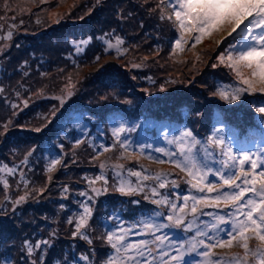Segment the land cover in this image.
I'll list each match as a JSON object with an SVG mask.
<instances>
[{
  "label": "rangeland",
  "instance_id": "obj_1",
  "mask_svg": "<svg viewBox=\"0 0 264 264\" xmlns=\"http://www.w3.org/2000/svg\"><path fill=\"white\" fill-rule=\"evenodd\" d=\"M174 7L176 0H0V264H234L231 257H245L239 241L211 251L200 241L226 238L246 209L222 200L192 213V198L239 191L221 175L264 172V113L257 110L264 104L256 100L264 92L249 90L229 66L246 39L225 29L196 43L197 33L179 28ZM228 89L246 95L229 102L220 95ZM185 131L198 142L191 155L203 183L218 192H199L171 162H183L177 149L191 142ZM210 136L223 144H209ZM136 167L141 176L131 180ZM237 183L251 187L243 177ZM122 184L150 195L128 200L131 194L119 196ZM259 198L246 192L243 201ZM82 216L87 222L76 232ZM109 232L124 236L120 252ZM248 235L250 249L264 247ZM247 264L257 258L249 253Z\"/></svg>",
  "mask_w": 264,
  "mask_h": 264
},
{
  "label": "snow or ice",
  "instance_id": "obj_2",
  "mask_svg": "<svg viewBox=\"0 0 264 264\" xmlns=\"http://www.w3.org/2000/svg\"><path fill=\"white\" fill-rule=\"evenodd\" d=\"M168 2L171 5L172 0H168ZM176 3L178 4V8H173L176 22L181 31L189 34L197 33L195 36L196 43H200L204 36H210L213 33L225 29H228V36L237 33V31L241 29L248 33L245 43L239 47L236 55L234 57L231 54L228 56V60L231 61L229 66L236 72L237 76L241 78V82L248 86L249 90L255 91L257 90L256 85H259L258 90L264 92V0H176ZM169 18L171 19V17ZM249 24H253L255 27H260L261 33L259 35L253 34L252 29L248 26ZM248 40L252 43H248ZM85 43L87 42L85 41ZM217 43H219V41ZM176 45L177 47L180 46V40L176 41ZM108 47L111 48L113 45L109 44ZM193 47H195V44ZM220 59L223 60L224 57H220ZM242 68L248 70L250 73L249 77L246 78L243 76L241 72ZM240 91H244V89L237 90L236 94L232 95L230 98L224 92H221L220 95L223 99L232 102L240 98ZM257 110L264 113V107H260ZM4 127L5 131H7V125ZM35 131L39 132L41 129L36 128ZM182 137L191 138L190 144L185 140L184 144L177 149L183 156V162L180 160L171 162L174 163L176 167L180 168L182 172H186L188 176L196 181L195 183H192V180H190L189 183H192V187L199 192H218L219 189L214 185L203 183L205 175L201 173L195 158L191 155L193 148L198 143L195 137H193L192 132L185 131L182 133ZM208 143L220 146L223 144V140L213 139V137L210 136L208 138ZM156 151L160 152L162 150L156 149ZM246 159H248L246 156L241 157V162ZM158 162L164 163L162 160ZM58 163L59 160L54 159L52 161V167ZM225 167H228L227 163H225ZM253 167H255V165H253ZM216 174L219 175V172ZM131 175L140 177L141 173L132 172ZM160 175L161 174H157V179L160 178ZM242 177L243 184L251 185V187L242 188L241 185L237 183V180H240ZM143 178L145 180L149 179L148 176H144ZM97 179H101V177H97ZM220 179L223 182V185H226L229 188L239 189V191L223 192L222 195H217L211 201L203 196L199 198L193 197L192 199L194 200V203L191 208L192 213L197 212V204L216 205L222 200L233 205L239 202V207L246 209V211L242 213L243 219L232 224L234 231L227 232L226 238L219 239L213 245L205 244L203 240H201L200 243L211 251L212 247L230 248L233 246L234 242L239 241V246L244 249L245 257L243 259L239 256L231 257L230 259L234 264H247V256L249 253L257 258V264H264V247H258L253 250L249 248L248 244V240L250 239L248 233H252L254 237L264 245V172L259 173V176L253 175L251 179H249L247 173L243 171L239 174L232 173L231 175H221ZM257 183H259L258 188ZM159 187L164 188L165 184L160 183ZM118 191L124 195H129L136 190L131 186H128L126 189L125 185L122 184ZM246 192L258 194L260 198L258 200L249 199L244 203L243 200ZM156 194L155 189H153V195ZM81 195H84V193H81ZM184 199L187 200L188 197H184ZM20 200H23V197H21ZM17 202L19 203V201ZM153 203H164V201L154 200ZM172 208L176 209L177 205L173 204ZM184 211L185 207L183 205L179 206V212L183 213ZM84 213L86 215H91L90 210L87 207L84 208ZM157 215H159V213H157ZM167 218L169 221L173 220V216L171 215ZM218 219H220L221 223L226 222L223 217ZM86 222L85 216H82L76 224V232H80V230L85 227ZM175 223L179 226L181 224V218L177 217ZM147 226L151 227V225ZM208 238L210 240L212 239V237ZM156 239L159 240L160 237H157ZM107 241L116 252H120L121 248L124 247L122 243L124 241L123 235L117 236L109 232L107 235ZM89 242L91 243V241ZM43 243L46 244L47 241H44ZM144 244L145 241H140L137 247L143 246ZM117 245H120V247H117ZM36 247H40V244L38 243ZM127 248H132V245L129 244ZM31 250L30 247L29 253H31ZM139 254L143 256V252H140ZM208 254V252L204 253L205 256ZM177 258L178 257H172L173 260ZM108 264H114L111 258H109ZM215 264H221L220 259H217Z\"/></svg>",
  "mask_w": 264,
  "mask_h": 264
},
{
  "label": "trees",
  "instance_id": "obj_3",
  "mask_svg": "<svg viewBox=\"0 0 264 264\" xmlns=\"http://www.w3.org/2000/svg\"><path fill=\"white\" fill-rule=\"evenodd\" d=\"M157 20L160 22L161 21V19H159V18H157ZM245 32L246 31H244V30H238L237 31V33L235 34V37H237V38H240L241 37V39L242 40H244V34H245ZM195 35V33H192V36H194ZM174 38H176V36L174 35L173 36ZM115 42H116V44L118 43V41H119V43L118 44H120V42L122 41V39H118V40H116V39H113ZM113 41V42H114ZM108 52V51H107ZM222 89V87L220 88V90ZM229 91L231 90L232 92H229V98L232 96V95H234V90L233 89H228ZM216 92V91H215ZM236 92H237V90H235V94H236ZM253 95H254V93H252ZM239 95L240 96H242L243 97V95H246V93L245 92H239ZM225 100H227V99H225ZM258 102H261L262 104H264V101H261V100H259V99H256ZM264 100V99H263ZM253 104V105H256V104H254V101H253V99H246V100H244V105L245 104ZM258 104V103H257ZM260 128V126H257L256 127V129L255 130H260L259 129ZM255 132V131H254ZM251 133V132H250ZM240 137H242V138H244V135H240ZM132 172H140L141 173V170H140V168H137L136 167V169H135V171H130V173L128 174V176H129V178L131 179V180H134V175H131V173ZM136 178H139V177H137V176H135ZM141 189H143V188H141V186L138 188V190L139 191H141ZM190 189V188H189ZM160 190H163V188H161ZM142 192H144V191H142ZM121 195H119V196H123L124 194H122V193H120ZM140 195H144V194H136V193H134V194H131V197H129V199L128 200H130V199H134V200H136L137 199V197L136 196H139L140 197ZM148 195H150V193L149 192H146V194L144 195L145 196V200H147V197L146 196H148ZM126 198V197H125ZM150 206V205H149ZM238 209H240L239 207H236L235 209H234V207H233V210H238ZM221 212V211H220ZM109 249H110V247H108ZM108 248H106L105 249V251H107V249ZM127 251H129V252H127V253H130L131 252V249H128ZM78 259V257L76 258V260ZM82 262V263H81ZM72 264H76L75 263V261L74 262H72ZM78 264H84V262L83 261H81L80 259L78 260Z\"/></svg>",
  "mask_w": 264,
  "mask_h": 264
}]
</instances>
